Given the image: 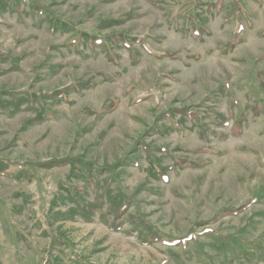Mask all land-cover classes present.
<instances>
[{
    "label": "rangeland",
    "instance_id": "374dc122",
    "mask_svg": "<svg viewBox=\"0 0 264 264\" xmlns=\"http://www.w3.org/2000/svg\"><path fill=\"white\" fill-rule=\"evenodd\" d=\"M0 264H264V0H0Z\"/></svg>",
    "mask_w": 264,
    "mask_h": 264
},
{
    "label": "trees",
    "instance_id": "16d2710c",
    "mask_svg": "<svg viewBox=\"0 0 264 264\" xmlns=\"http://www.w3.org/2000/svg\"><path fill=\"white\" fill-rule=\"evenodd\" d=\"M125 211H126V207L124 208V206H121V207L118 209L117 214L122 215Z\"/></svg>",
    "mask_w": 264,
    "mask_h": 264
}]
</instances>
